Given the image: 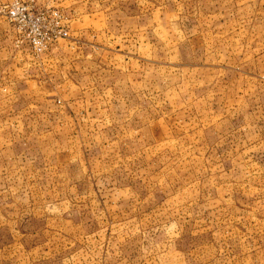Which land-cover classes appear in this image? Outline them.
Masks as SVG:
<instances>
[{
    "label": "rangeland",
    "instance_id": "rangeland-1",
    "mask_svg": "<svg viewBox=\"0 0 264 264\" xmlns=\"http://www.w3.org/2000/svg\"><path fill=\"white\" fill-rule=\"evenodd\" d=\"M47 3L70 35L39 96L16 87L47 118L10 137L0 111L25 143L0 264H264V0Z\"/></svg>",
    "mask_w": 264,
    "mask_h": 264
},
{
    "label": "crops",
    "instance_id": "crops-1",
    "mask_svg": "<svg viewBox=\"0 0 264 264\" xmlns=\"http://www.w3.org/2000/svg\"><path fill=\"white\" fill-rule=\"evenodd\" d=\"M38 2L40 5H45L47 3V0H39ZM58 42H56L52 46L51 52L57 50ZM59 49L60 48H58V50ZM48 56L49 55L45 54L41 57H36L32 52V48L29 42L24 41L18 44L15 27L10 21L3 19L2 16L0 17V111L12 110L15 112L12 115L13 117H10L5 122L6 125L3 127L5 128L6 132H8V135L10 137H12V135L16 136V131H19L17 130V127L22 126L18 124L14 126V123L19 122L20 118L23 115L28 114L30 110H35L33 112H35L36 114L39 110H46L44 112H41L40 114L43 117V120L48 116L49 110L45 108L40 109L39 107L34 105H28L25 110H16L19 106L16 103L18 98H21L24 95V97H32L33 100L34 96H39V93H35V91H38V89L35 88H39L40 85L44 86V83L49 82V73L51 71L49 68L51 66V60H53V58H49ZM22 84L26 86L25 91H17L16 87L21 86ZM22 92L23 95L21 94ZM40 93H42L41 100L44 101V99L48 98V95L51 94V91L46 89L40 91ZM60 112L62 114H71L70 110H67L66 108H61ZM36 126L37 124H31V127L35 130ZM0 132H3V130H0ZM26 132L29 133V131L27 130ZM1 139H3V137ZM15 139L16 140L12 145L9 144L7 146H3V141L0 140V158L2 157V155H4L6 157L14 156L15 159V157L21 153L18 148H25L24 142H19L18 138ZM28 142L30 141H27L26 144ZM43 143H41V146H44ZM47 145L48 143H45V146ZM10 177L11 174L3 176L0 173V246L2 244L1 232L3 226L1 219L3 212L2 196L4 194V192L2 191L1 182L5 179L9 180ZM19 178L24 179L28 177L26 175H19Z\"/></svg>",
    "mask_w": 264,
    "mask_h": 264
},
{
    "label": "built area",
    "instance_id": "built-area-1",
    "mask_svg": "<svg viewBox=\"0 0 264 264\" xmlns=\"http://www.w3.org/2000/svg\"><path fill=\"white\" fill-rule=\"evenodd\" d=\"M39 0H11L0 4V15L20 33L19 42H29L36 57L48 53L60 39L70 35L67 16L58 6Z\"/></svg>",
    "mask_w": 264,
    "mask_h": 264
}]
</instances>
